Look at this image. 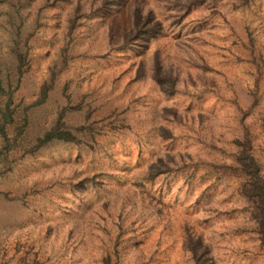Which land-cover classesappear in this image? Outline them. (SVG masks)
Instances as JSON below:
<instances>
[{
    "label": "rangeland",
    "instance_id": "374dc122",
    "mask_svg": "<svg viewBox=\"0 0 264 264\" xmlns=\"http://www.w3.org/2000/svg\"><path fill=\"white\" fill-rule=\"evenodd\" d=\"M134 1L161 27L122 44ZM242 111L264 176V0H0V264H197L189 235L264 264L227 165Z\"/></svg>",
    "mask_w": 264,
    "mask_h": 264
},
{
    "label": "trees",
    "instance_id": "16d2710c",
    "mask_svg": "<svg viewBox=\"0 0 264 264\" xmlns=\"http://www.w3.org/2000/svg\"><path fill=\"white\" fill-rule=\"evenodd\" d=\"M103 4L107 0H102ZM112 1V0H111ZM178 2H201L202 0H177ZM130 24L122 31L120 39L122 44L140 40L146 41L152 35H155L161 27L160 21L155 17L152 8L144 5V3L135 2L130 6ZM152 73L154 78L159 82V86L164 91H171L173 89L175 75L170 71L160 68L159 62H154ZM244 111L240 115V122L242 131L240 138L236 139V152L233 153V162L227 164L228 166H235L238 169V175L241 177L237 193L245 200L247 205L248 216L252 219L253 230L256 232L259 245L264 249V176L260 169L259 163L251 153L248 129L243 122L242 117ZM56 120V124L43 132L38 137L36 144L40 145L53 138L61 137V133L67 132L60 128L61 121ZM68 133V132H67ZM169 156L171 154H168ZM171 158V157H170ZM173 158V157H172ZM166 159L161 155H156L147 164L148 177L152 176L166 167ZM235 164V165H234ZM188 247L191 255L197 264H204L206 255L203 253V243L196 237H187Z\"/></svg>",
    "mask_w": 264,
    "mask_h": 264
}]
</instances>
